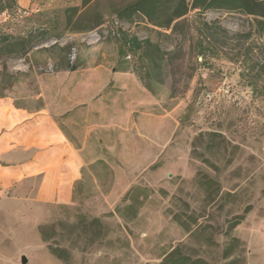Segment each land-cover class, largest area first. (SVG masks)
Segmentation results:
<instances>
[{
    "label": "rangeland",
    "instance_id": "obj_1",
    "mask_svg": "<svg viewBox=\"0 0 264 264\" xmlns=\"http://www.w3.org/2000/svg\"><path fill=\"white\" fill-rule=\"evenodd\" d=\"M132 1L0 0L2 31L24 9L61 22L59 38L0 58L20 74L0 96V264H163L175 248L264 264V17L191 8L163 28L119 18ZM204 22L218 54L203 59ZM122 30L150 41L144 54L121 57ZM56 41L75 69L54 67Z\"/></svg>",
    "mask_w": 264,
    "mask_h": 264
},
{
    "label": "trees",
    "instance_id": "obj_2",
    "mask_svg": "<svg viewBox=\"0 0 264 264\" xmlns=\"http://www.w3.org/2000/svg\"><path fill=\"white\" fill-rule=\"evenodd\" d=\"M87 1L83 0L82 4H85ZM217 6L227 9H239L246 14H252L254 17H264V0H192L191 4H188L186 0H134L115 13L119 18H128L139 14L157 27L171 28L175 26H172L173 21L186 15L191 8L206 9ZM9 7L6 4H0V13L5 10L8 11ZM77 10V6H68L65 9L64 12L67 13L68 22ZM25 11H28V13H25ZM21 13L22 16H28L23 28L18 31L0 30V58L25 56L28 51L40 42L46 41L51 37L59 38L60 36L59 28L61 22L58 12L53 11L50 16L43 12L24 9ZM202 27L198 29L199 36L194 41L193 47L197 49L198 56L204 59L206 56L217 55L218 48L216 45L217 34L214 31L215 28L206 22L203 23ZM116 35L121 57H139L144 54V51H146V48L150 44L148 39H144L143 41L138 36L123 30L117 31ZM70 46V44L60 46L57 41L51 46L53 50L55 48L61 52L59 58L63 61V63L60 61L62 64H55L54 67L56 69H75V66L69 61ZM263 48L264 42L259 49ZM261 53H264V49ZM246 54L247 52L245 51V56ZM243 60L245 61V59ZM246 63L248 64V62ZM255 72L259 74V77H262L264 74V64L261 67H257ZM19 75L17 73L9 74L6 68H0V96H6L10 92ZM251 85L253 86L252 82ZM146 86L148 85L146 84ZM54 251L58 255V252ZM177 253L178 249L176 248L169 251L164 256L163 264L201 263L198 259H194L193 261L190 257L181 254L177 255Z\"/></svg>",
    "mask_w": 264,
    "mask_h": 264
},
{
    "label": "crops",
    "instance_id": "obj_3",
    "mask_svg": "<svg viewBox=\"0 0 264 264\" xmlns=\"http://www.w3.org/2000/svg\"><path fill=\"white\" fill-rule=\"evenodd\" d=\"M83 1V0H82ZM93 0H88L85 4H81L82 5V7L83 6H86V5H88L90 2H92ZM73 161V160H72ZM74 164V163H73ZM72 167H74L73 165H72ZM70 197H71V186H67L66 187V191H65V193H64V200H68V199H70Z\"/></svg>",
    "mask_w": 264,
    "mask_h": 264
},
{
    "label": "water",
    "instance_id": "obj_4",
    "mask_svg": "<svg viewBox=\"0 0 264 264\" xmlns=\"http://www.w3.org/2000/svg\"><path fill=\"white\" fill-rule=\"evenodd\" d=\"M21 262L25 263V258H22V259H21Z\"/></svg>",
    "mask_w": 264,
    "mask_h": 264
},
{
    "label": "built area",
    "instance_id": "obj_5",
    "mask_svg": "<svg viewBox=\"0 0 264 264\" xmlns=\"http://www.w3.org/2000/svg\"><path fill=\"white\" fill-rule=\"evenodd\" d=\"M25 13H28V11H25Z\"/></svg>",
    "mask_w": 264,
    "mask_h": 264
}]
</instances>
